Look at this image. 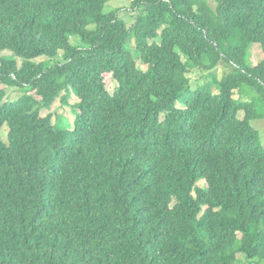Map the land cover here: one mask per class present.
Wrapping results in <instances>:
<instances>
[{
    "label": "trees",
    "instance_id": "1",
    "mask_svg": "<svg viewBox=\"0 0 264 264\" xmlns=\"http://www.w3.org/2000/svg\"><path fill=\"white\" fill-rule=\"evenodd\" d=\"M109 2L0 0V264L264 260V0Z\"/></svg>",
    "mask_w": 264,
    "mask_h": 264
},
{
    "label": "rangeland",
    "instance_id": "2",
    "mask_svg": "<svg viewBox=\"0 0 264 264\" xmlns=\"http://www.w3.org/2000/svg\"><path fill=\"white\" fill-rule=\"evenodd\" d=\"M115 10L118 9L119 12V17L121 19H123L128 26H132L133 23L136 21V17L139 14V10L138 9H133L132 7V0H110L108 6H107V10ZM75 42V38H72V42ZM259 45V44H258ZM254 46L250 51V59L251 62L253 64H257L260 61H262L264 59V53L261 49L260 46ZM9 53V52H6ZM43 59H46V57H42L37 59L36 61H42ZM144 68H146L144 66ZM230 67L228 65H221L220 69H219V75L217 74V77L220 78L219 80H221V78L224 76V73L229 71ZM195 74H192V77ZM199 78V75L195 76L196 81H200L197 80ZM207 80H205L206 82ZM106 82H107V87L113 92L114 89L117 86L116 81L112 78V76L110 74H106ZM0 89H6L8 95L6 97L7 99H11V100H17L18 98H20L22 95L25 94L26 89L23 90H19L18 88H11V87H7L3 84L0 83ZM236 97L246 100L249 99L250 97L248 95H244L241 93L240 90H236ZM75 94V93H74ZM78 97L76 95H74L71 99H70V103L71 105H63L62 101L60 98L57 99V101L53 104L51 109L45 108L44 110H42V115L46 116L48 113L52 112V113H57V115H63V119H65V121H67L69 118L71 122H73L74 117L76 115V111L71 108L72 104H74L76 101H78ZM257 101V100H256ZM256 109L258 110V114L259 117H257L256 119H254L252 121V125L256 128V130L259 131L260 133V138L261 141L264 145V102L262 100H260V102L257 101V106ZM244 112L240 113V117L244 116ZM8 132H9V127L8 126H3L0 128V136L3 140L7 141L8 138ZM201 185H205L204 182L201 183ZM242 261L238 264H264V260H259L258 262H254V263H248L246 258L241 255Z\"/></svg>",
    "mask_w": 264,
    "mask_h": 264
}]
</instances>
